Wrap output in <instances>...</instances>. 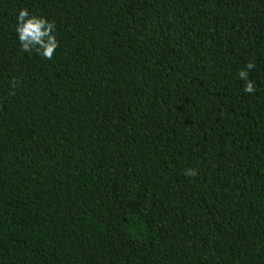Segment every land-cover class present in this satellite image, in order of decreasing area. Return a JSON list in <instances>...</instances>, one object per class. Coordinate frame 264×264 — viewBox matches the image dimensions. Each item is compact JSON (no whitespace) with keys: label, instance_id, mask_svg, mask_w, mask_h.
<instances>
[{"label":"trees","instance_id":"16d2710c","mask_svg":"<svg viewBox=\"0 0 264 264\" xmlns=\"http://www.w3.org/2000/svg\"><path fill=\"white\" fill-rule=\"evenodd\" d=\"M0 264H264V0H0Z\"/></svg>","mask_w":264,"mask_h":264},{"label":"clouds","instance_id":"9594fccd","mask_svg":"<svg viewBox=\"0 0 264 264\" xmlns=\"http://www.w3.org/2000/svg\"><path fill=\"white\" fill-rule=\"evenodd\" d=\"M14 32L18 46L22 52H35L39 56L51 60L56 52L59 41L56 35L55 22L42 14L27 8H18L15 14ZM255 67L252 62L238 70L237 76L244 82L243 91L253 94L256 82L249 78V72ZM185 175H195V169H187Z\"/></svg>","mask_w":264,"mask_h":264}]
</instances>
